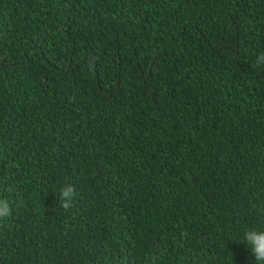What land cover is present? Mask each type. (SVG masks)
<instances>
[{
    "label": "trees",
    "instance_id": "16d2710c",
    "mask_svg": "<svg viewBox=\"0 0 264 264\" xmlns=\"http://www.w3.org/2000/svg\"><path fill=\"white\" fill-rule=\"evenodd\" d=\"M260 53L264 0H0V264H255Z\"/></svg>",
    "mask_w": 264,
    "mask_h": 264
},
{
    "label": "clouds",
    "instance_id": "9594fccd",
    "mask_svg": "<svg viewBox=\"0 0 264 264\" xmlns=\"http://www.w3.org/2000/svg\"><path fill=\"white\" fill-rule=\"evenodd\" d=\"M264 65V53H260L254 67ZM78 196L77 188L71 183L65 184L59 192L60 206L69 210L74 206ZM14 214L11 202L0 197V223L6 222ZM243 243H246L255 257V264H264V229L249 228L243 233Z\"/></svg>",
    "mask_w": 264,
    "mask_h": 264
}]
</instances>
